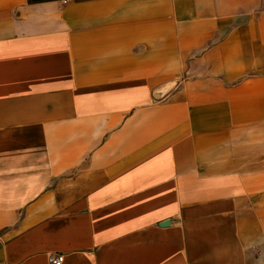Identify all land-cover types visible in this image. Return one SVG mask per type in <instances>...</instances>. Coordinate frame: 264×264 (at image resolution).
I'll list each match as a JSON object with an SVG mask.
<instances>
[{
	"label": "crops",
	"instance_id": "obj_1",
	"mask_svg": "<svg viewBox=\"0 0 264 264\" xmlns=\"http://www.w3.org/2000/svg\"><path fill=\"white\" fill-rule=\"evenodd\" d=\"M264 264V0H0V264Z\"/></svg>",
	"mask_w": 264,
	"mask_h": 264
},
{
	"label": "built area",
	"instance_id": "obj_2",
	"mask_svg": "<svg viewBox=\"0 0 264 264\" xmlns=\"http://www.w3.org/2000/svg\"><path fill=\"white\" fill-rule=\"evenodd\" d=\"M63 1H65V0H63ZM63 258H64V256L61 253L49 254L47 256V262H48V264H62Z\"/></svg>",
	"mask_w": 264,
	"mask_h": 264
}]
</instances>
